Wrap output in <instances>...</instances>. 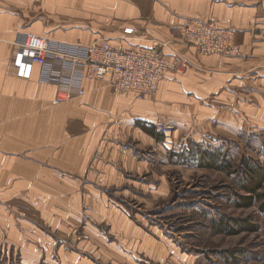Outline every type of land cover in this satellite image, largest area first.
<instances>
[{
  "label": "crops",
  "instance_id": "crops-1",
  "mask_svg": "<svg viewBox=\"0 0 264 264\" xmlns=\"http://www.w3.org/2000/svg\"><path fill=\"white\" fill-rule=\"evenodd\" d=\"M260 1L0 0V198L15 201L3 205L0 230L18 264H188L167 236L160 231L156 237L132 211V204L146 211L144 201L133 200L132 183L155 176L145 153L156 152V162H163L157 150L168 141H156L138 124L172 125L178 145L184 138L213 137L204 128L213 105L225 107L230 140L246 131L236 128L237 119L264 118L263 81L249 75L256 65L248 58L264 52ZM26 8L34 12L27 15ZM40 8L89 18L70 20L80 23L93 22L98 11L99 26L54 40L89 45L106 39L113 48L157 41L190 65L169 74L151 98L116 95L105 82L89 81L82 97L51 106L53 87L38 83L35 74L25 80L10 70L12 43L19 33L37 35L25 19L41 16ZM189 19L232 30L243 56H202L182 43L178 30ZM127 27L135 30L128 37Z\"/></svg>",
  "mask_w": 264,
  "mask_h": 264
},
{
  "label": "rangeland",
  "instance_id": "rangeland-1",
  "mask_svg": "<svg viewBox=\"0 0 264 264\" xmlns=\"http://www.w3.org/2000/svg\"><path fill=\"white\" fill-rule=\"evenodd\" d=\"M263 6L264 0L259 5L261 19L264 17ZM39 10L41 16L34 13L31 19H25L26 27L30 26L33 33L51 40H60L61 35L67 32L75 33L99 26L95 20L97 9L91 16L94 21L89 23L71 22V19L89 18L64 13V8H60V13L45 8ZM26 12L31 15L34 11L26 8ZM205 22L220 27L213 21ZM225 30L231 32L234 39V32ZM236 47V53L221 56L239 59L243 54L238 42ZM248 58L250 66L256 65L249 75L262 79L264 85V52L249 54ZM219 105H213L212 115L204 124L213 137L196 138L199 142L184 138L178 141L181 145H177L174 144L173 132L176 129L173 127L169 136L162 133L168 140L167 145L157 150L163 162L160 158L156 162V152L145 153L144 157L152 161L155 176L147 175L144 185L135 181L132 183V193L138 194L132 196L133 200L146 203V211H139L142 207L134 204L132 211L138 215L136 219L150 228L156 237L167 236L169 246L188 264H264V182L259 187L248 184L250 177L244 168L246 162L258 164L259 169H264V118L237 119L239 126L236 128L240 131L245 128L246 131L243 136L237 134L230 140L225 136V107L222 104L219 108ZM256 106L253 103L248 105L250 108ZM157 121L160 120L155 123ZM173 135L174 140L171 138ZM208 154H212L214 163L211 164L213 159L210 160ZM158 177L160 180H157ZM242 198L248 199L246 202L250 200L251 205L239 206ZM11 201L14 200L3 201L0 198V225L2 207ZM126 203L124 205L129 208ZM242 221L245 222L243 225ZM220 227H227L230 231L219 230ZM15 257L14 250L7 247L6 236L0 230V264H18Z\"/></svg>",
  "mask_w": 264,
  "mask_h": 264
},
{
  "label": "built area",
  "instance_id": "built-area-1",
  "mask_svg": "<svg viewBox=\"0 0 264 264\" xmlns=\"http://www.w3.org/2000/svg\"><path fill=\"white\" fill-rule=\"evenodd\" d=\"M134 33L130 27L123 29L124 36ZM178 37L203 56L237 51L232 33L210 22L190 19L179 28ZM12 45L11 73L25 80L35 74L38 83L53 87L51 106L82 97L89 81L105 82L116 95L131 94L138 100L151 98L169 74L190 65L173 52V55L165 53L169 45L157 41H152L149 47L113 48L106 39L83 45L25 32L17 34ZM154 127L165 135L173 130L172 125L161 121L154 123Z\"/></svg>",
  "mask_w": 264,
  "mask_h": 264
},
{
  "label": "trees",
  "instance_id": "trees-1",
  "mask_svg": "<svg viewBox=\"0 0 264 264\" xmlns=\"http://www.w3.org/2000/svg\"><path fill=\"white\" fill-rule=\"evenodd\" d=\"M138 126L141 127V129L147 133L148 135H150L151 137H153L156 141H162L163 140V134L161 132L156 131L154 125L152 124H138ZM210 160L213 159L212 154H208ZM214 163V159L213 162H211V164ZM244 168L247 172H245L246 174H248V176L250 177L248 184L250 185H255L256 187H259L261 185L262 182H264V169H259L258 164L254 165V164H249V163H244ZM248 199H241V201L238 203L239 206H250L251 205V201ZM237 224V222H235ZM243 223L245 222H241V224L243 225ZM227 227H220L219 230H225V231H230L227 230Z\"/></svg>",
  "mask_w": 264,
  "mask_h": 264
}]
</instances>
